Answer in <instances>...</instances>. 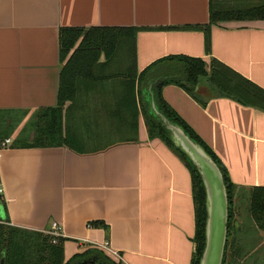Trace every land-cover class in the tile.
<instances>
[{
  "label": "crops",
  "instance_id": "obj_1",
  "mask_svg": "<svg viewBox=\"0 0 264 264\" xmlns=\"http://www.w3.org/2000/svg\"><path fill=\"white\" fill-rule=\"evenodd\" d=\"M210 4L0 0V138H12L0 147L6 206L0 204V219L8 215L12 224L42 231L58 221L67 261L93 247L121 264H192L197 222L191 169L175 147L149 135L140 101L147 87H135L138 115L131 101L129 109H118L117 75L134 68L140 74L169 55L207 63L216 57L264 88V18L213 23L207 51L200 26L210 21ZM92 26L138 27L131 53L82 79L75 100L67 101L64 125L72 144H33L35 112L59 101L61 28ZM197 89L209 99L176 83L162 93L222 161L237 189L264 185V109L210 96L205 81ZM111 137L121 140L97 142ZM83 263L108 264L97 253L70 264Z\"/></svg>",
  "mask_w": 264,
  "mask_h": 264
},
{
  "label": "trees",
  "instance_id": "obj_2",
  "mask_svg": "<svg viewBox=\"0 0 264 264\" xmlns=\"http://www.w3.org/2000/svg\"><path fill=\"white\" fill-rule=\"evenodd\" d=\"M248 1L230 3L226 0H211L210 21L200 26L206 32L207 51H210L211 48L210 30L213 23L231 19L264 18V0ZM195 27L197 26H193V28ZM183 28L186 27L183 26ZM137 30L136 26L61 28L60 56L63 66L60 72L59 101L55 106L42 107L35 112V141L33 144H72V139L64 125L67 101L75 100L82 79L90 77L98 70L104 72L113 60L120 57V54L129 55L131 53L130 39L135 37ZM102 56H105L104 60H101ZM109 76L115 75H106V77ZM117 76L121 85V89L118 90V109L128 108L131 101L135 106V116L138 115L135 87L139 83L143 85V88L147 87L142 91L140 101L149 135L160 137L175 147L191 169L197 222L196 249L192 264H200L205 247L206 190L195 164L184 151L175 145L170 137V131L162 119L151 112L149 100L146 98L149 88L153 91L160 110L173 121L183 125L207 149L222 169L229 197L228 237L223 264H256L257 259L253 258L256 253L253 254V252L264 248L263 246L258 247L259 234L264 233V185L253 186L249 189H237L230 179L225 165L211 147L169 105L163 96L162 89L166 84L176 83L205 102L209 98H202L201 90L197 89V86L201 88L205 81L212 89L210 96L216 94L231 96L245 104L264 109V88L216 57L207 63L202 57L169 55L156 60L140 74L134 68L132 73L130 71L128 73L118 72ZM246 194L249 198L248 216L245 223L241 224L236 216V202H238L236 198L238 197L240 202ZM0 204L5 206L1 194ZM237 210H239V204ZM55 239L56 241H54ZM65 240L64 236H56L46 231L12 224L6 215L0 219V264L3 259L4 264H70L74 259L83 258L92 253L102 255L108 264H121L102 250L93 247L76 253L71 260L67 261L65 259ZM249 240L254 243L250 245Z\"/></svg>",
  "mask_w": 264,
  "mask_h": 264
},
{
  "label": "water",
  "instance_id": "obj_3",
  "mask_svg": "<svg viewBox=\"0 0 264 264\" xmlns=\"http://www.w3.org/2000/svg\"><path fill=\"white\" fill-rule=\"evenodd\" d=\"M149 92L146 98L149 100L151 112L162 119L175 145L195 164L205 186L206 240L200 264H223L228 237L229 197L222 169L207 149L183 125L173 121L160 110L150 88ZM3 260L1 264H4Z\"/></svg>",
  "mask_w": 264,
  "mask_h": 264
},
{
  "label": "rangeland",
  "instance_id": "obj_4",
  "mask_svg": "<svg viewBox=\"0 0 264 264\" xmlns=\"http://www.w3.org/2000/svg\"><path fill=\"white\" fill-rule=\"evenodd\" d=\"M239 1H244V0H239ZM258 2V1H261V0H249L248 2ZM232 3H235V2H232ZM10 131H8L9 133ZM121 140L120 138H106V139H100V141L98 140L97 142H101L102 144L104 145H107V144H110V143H113L115 141H119ZM95 145V144H94ZM236 216L238 217L237 220H239V222L242 224V223H245V219L247 218L248 216V208H249V198L247 196V194L245 195V197L239 202V199L238 197L236 198ZM238 204H239V210H237L238 208ZM46 231V230H45ZM59 236H63L62 234L59 235ZM261 237V238H260ZM259 243H258V247H264V233H260L259 234ZM249 243L250 245L252 243H254V241L252 240H249ZM260 251V252H258ZM256 252H253L256 253L255 256L253 258H256L257 260L255 261L256 264H264V248L263 250H258ZM81 259V258H80Z\"/></svg>",
  "mask_w": 264,
  "mask_h": 264
},
{
  "label": "built area",
  "instance_id": "obj_5",
  "mask_svg": "<svg viewBox=\"0 0 264 264\" xmlns=\"http://www.w3.org/2000/svg\"><path fill=\"white\" fill-rule=\"evenodd\" d=\"M11 142H12V138L11 137H6V138H3V139H0V147L7 146ZM2 192H3V188L0 185V193H2ZM59 228H60L59 222L58 221H54L52 223L51 229L46 230V232L51 233V234L56 235V236H59V235L62 234L61 231L59 230ZM54 241H56V239ZM103 245L108 247V242L106 241L105 244H103ZM109 251H110L111 254H113L116 257H118L119 259H121V254L119 253V251H117L116 249H112V248H109Z\"/></svg>",
  "mask_w": 264,
  "mask_h": 264
}]
</instances>
